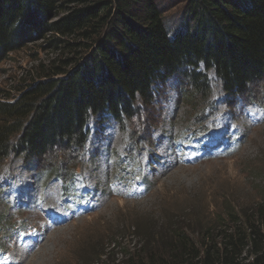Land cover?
I'll list each match as a JSON object with an SVG mask.
<instances>
[{
    "label": "trees",
    "instance_id": "trees-1",
    "mask_svg": "<svg viewBox=\"0 0 264 264\" xmlns=\"http://www.w3.org/2000/svg\"><path fill=\"white\" fill-rule=\"evenodd\" d=\"M184 10L172 26L160 0H0V66L30 45L50 53L0 88V172L15 157L68 173L91 116L133 120L137 101L151 106L153 86L171 78L198 114L209 71L232 97L264 81V0H187ZM225 214L196 229L181 216L164 231L135 227L136 244L114 241L82 264H264V197Z\"/></svg>",
    "mask_w": 264,
    "mask_h": 264
},
{
    "label": "rangeland",
    "instance_id": "rangeland-1",
    "mask_svg": "<svg viewBox=\"0 0 264 264\" xmlns=\"http://www.w3.org/2000/svg\"><path fill=\"white\" fill-rule=\"evenodd\" d=\"M160 2L166 20L177 26L182 20L187 0ZM49 54L36 45H30L23 52L10 55L0 66V88L13 90L16 80L31 75L39 66V60L46 61ZM208 74L217 113L209 121V133L198 136L206 141L215 134L220 138L226 134L224 141L231 139L227 151L223 154L219 151L206 154L200 151L204 142L188 135V127L193 120L199 119L197 109L191 107L194 102L182 96L185 92L182 90L181 93L180 84L171 82L167 91L163 90L165 92L155 85V94L159 96L157 101L141 110L143 112L138 120L126 121V132L120 130L111 118L108 121L112 125L103 126L96 124L99 116L91 117L89 153L83 158L81 168L86 170L85 174L96 169L92 179L99 198L94 202L92 211L47 230L46 221L38 213L39 207L31 204L26 210L21 205L11 204L10 200L3 202L7 200L8 193H14V182L21 184L18 179L25 177L27 182L21 186L20 198L31 201V197L40 195L44 205L45 194L52 193L56 187L54 179L40 184L41 180L37 178V171L43 172L47 161L25 167L22 160L16 159L5 167L8 170L4 168L5 172L0 176V189L6 192L4 198H0V258L14 252L18 236L16 226L25 235L35 228L45 227L41 245L35 247L37 250L33 257L30 255L25 264H82L83 261H98L95 254L106 250L114 241H124L125 247L136 244L133 235L138 226L142 231L156 232L167 228L168 218L181 216L196 229L210 225L219 217L225 218L229 208L237 212L250 211L264 197V111L246 104L249 101L264 103V81L252 86L239 97L241 101L236 102V98H226L217 76L213 72ZM176 103L177 106H174ZM228 103L234 106L228 107ZM137 105L140 106V102ZM253 110L255 115L251 118L248 115ZM138 129L145 141L154 140V145L152 148L143 145L136 163L124 162L128 136L135 131L138 133ZM221 132L224 133L221 135ZM192 147L195 151L191 153ZM67 152L78 153L74 149ZM192 157L195 159L191 160ZM136 170L143 174H139V178H149L147 183L142 184L133 177L135 172H130ZM32 185L34 189L29 191ZM53 193L56 204L58 191ZM60 202L63 203V200ZM50 211L45 209L42 212ZM51 217L55 223L60 222L54 215L51 214ZM65 218H69V214L65 213ZM37 233L41 239L42 233ZM23 239L31 241L30 237ZM120 251L112 254L113 260L120 258Z\"/></svg>",
    "mask_w": 264,
    "mask_h": 264
},
{
    "label": "bare ground",
    "instance_id": "bare-ground-1",
    "mask_svg": "<svg viewBox=\"0 0 264 264\" xmlns=\"http://www.w3.org/2000/svg\"><path fill=\"white\" fill-rule=\"evenodd\" d=\"M253 117H251V118H253ZM164 153H165V151L163 152V154ZM170 159L173 160L172 158H170ZM181 161H180V163H181ZM51 195H52V193H51ZM47 218L49 220L50 216H47ZM43 241H44V239H43ZM40 243L41 242L34 243V247L33 248L31 247L32 245L29 244V243L28 244H24V246L21 249L20 248L18 249L20 254H18V255L16 254V257L14 256V257H10L8 259H6V258L0 259V264H25V263H27L26 261L29 259L30 255H32L31 257H33L34 252L37 250V249L35 250V247L38 248L41 245ZM17 246H18V244L16 245V248H17ZM16 248H15V250H16Z\"/></svg>",
    "mask_w": 264,
    "mask_h": 264
}]
</instances>
